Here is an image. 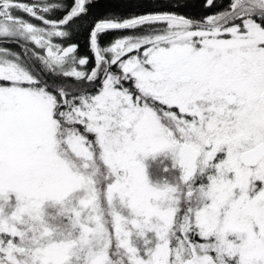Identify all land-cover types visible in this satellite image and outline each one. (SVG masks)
<instances>
[{
	"label": "snow or ice",
	"instance_id": "obj_1",
	"mask_svg": "<svg viewBox=\"0 0 264 264\" xmlns=\"http://www.w3.org/2000/svg\"><path fill=\"white\" fill-rule=\"evenodd\" d=\"M124 2L0 0V264H264V0Z\"/></svg>",
	"mask_w": 264,
	"mask_h": 264
},
{
	"label": "trees",
	"instance_id": "obj_2",
	"mask_svg": "<svg viewBox=\"0 0 264 264\" xmlns=\"http://www.w3.org/2000/svg\"><path fill=\"white\" fill-rule=\"evenodd\" d=\"M187 4L188 7L182 8L179 11L190 16H200L204 14L206 11H211V9L205 10L201 6L202 0H187ZM108 10H116L123 14H127L131 10V5L125 3L124 0H99V3H97L93 8V12L98 16L103 15ZM56 15H59V13H56ZM34 22L39 23V21H34ZM119 34L120 33H110L109 37H106V39L110 38L113 35H119ZM80 39L82 45L81 51L86 52L87 49L84 43V38L81 37Z\"/></svg>",
	"mask_w": 264,
	"mask_h": 264
}]
</instances>
